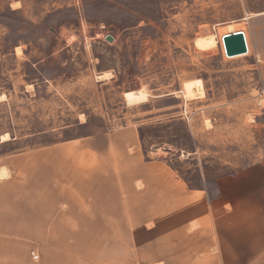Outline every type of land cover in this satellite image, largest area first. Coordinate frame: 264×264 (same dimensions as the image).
Wrapping results in <instances>:
<instances>
[{
	"label": "rangeland",
	"instance_id": "374dc122",
	"mask_svg": "<svg viewBox=\"0 0 264 264\" xmlns=\"http://www.w3.org/2000/svg\"><path fill=\"white\" fill-rule=\"evenodd\" d=\"M234 31L249 45L227 56L222 36ZM260 101L264 0H0V137H10L0 153L134 139L121 149V183L111 170L75 180L85 187L69 197L97 191L108 202L118 190L136 200V218L122 208L106 219L118 228L73 236L76 258L147 264L164 242L168 264L190 210L178 214V199L154 179H181L208 200L219 178L251 169L264 179ZM194 221L186 228H199Z\"/></svg>",
	"mask_w": 264,
	"mask_h": 264
},
{
	"label": "crops",
	"instance_id": "0c3cea01",
	"mask_svg": "<svg viewBox=\"0 0 264 264\" xmlns=\"http://www.w3.org/2000/svg\"><path fill=\"white\" fill-rule=\"evenodd\" d=\"M246 42L249 45L247 35ZM118 139L99 136L91 142L92 146L74 147L68 145L69 140L64 142L68 143L65 146H49L34 152L0 153V264H94L89 259L74 257L73 236L105 234L108 228H118L115 221L107 226L106 219L122 217V208L129 219L136 218V200L131 196L121 200L120 195H115L118 190L108 202L94 190L95 194H88L87 198L69 196L85 187L76 185L75 180H105L111 170L117 169L121 183V149L134 139ZM125 169L137 172L130 161ZM252 171L247 169L217 179L218 194L209 200L202 191L187 188L181 179H154L163 187L159 192L167 190L178 199V214L184 212L185 218L190 210L179 230L183 231L184 240L178 243L176 257L168 258L170 262L218 264L220 256L222 264L263 263L264 179L252 176ZM56 177L61 178V184L55 182ZM123 201L126 206L121 205ZM166 208L163 201L162 210ZM191 220L199 228L187 229ZM166 247L162 242L157 250L165 253ZM151 249L146 247L147 256ZM32 251L36 252V259ZM161 253L151 254L147 264H167V257Z\"/></svg>",
	"mask_w": 264,
	"mask_h": 264
},
{
	"label": "water",
	"instance_id": "95a60500",
	"mask_svg": "<svg viewBox=\"0 0 264 264\" xmlns=\"http://www.w3.org/2000/svg\"><path fill=\"white\" fill-rule=\"evenodd\" d=\"M107 41H112L113 37L107 35ZM225 53L227 56H235L247 52L245 37L242 31H234L223 35Z\"/></svg>",
	"mask_w": 264,
	"mask_h": 264
},
{
	"label": "bare ground",
	"instance_id": "6f19581e",
	"mask_svg": "<svg viewBox=\"0 0 264 264\" xmlns=\"http://www.w3.org/2000/svg\"><path fill=\"white\" fill-rule=\"evenodd\" d=\"M245 37V36H244ZM222 42H223V36H222ZM245 42H246V37H245ZM246 46H247V42H246ZM223 48H224V42H223ZM18 49V48H17ZM224 51H225V48H224ZM246 53V52H245ZM226 54V53H225ZM241 54H243V53H241ZM239 55V54H238ZM236 56V55H235ZM106 74L105 73H103V74H100V75H97V78L98 79H101V78H103L104 76H105ZM260 103L261 104H263L264 105V101H260ZM10 139V137H9V134L6 132L5 134H3V135H1V137H0V141L1 142H4V141H8ZM257 260H255V262H256Z\"/></svg>",
	"mask_w": 264,
	"mask_h": 264
},
{
	"label": "built area",
	"instance_id": "2783aa9c",
	"mask_svg": "<svg viewBox=\"0 0 264 264\" xmlns=\"http://www.w3.org/2000/svg\"><path fill=\"white\" fill-rule=\"evenodd\" d=\"M31 255H32V257H33L34 259L37 258V254L35 253V251H32V252H31Z\"/></svg>",
	"mask_w": 264,
	"mask_h": 264
},
{
	"label": "trees",
	"instance_id": "16d2710c",
	"mask_svg": "<svg viewBox=\"0 0 264 264\" xmlns=\"http://www.w3.org/2000/svg\"><path fill=\"white\" fill-rule=\"evenodd\" d=\"M190 185V184H189ZM218 194V189H217V187H216V190H215V192H214V195H217Z\"/></svg>",
	"mask_w": 264,
	"mask_h": 264
}]
</instances>
